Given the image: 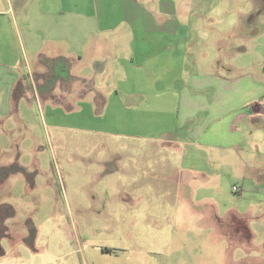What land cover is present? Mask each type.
Instances as JSON below:
<instances>
[{
  "label": "crops",
  "instance_id": "obj_1",
  "mask_svg": "<svg viewBox=\"0 0 264 264\" xmlns=\"http://www.w3.org/2000/svg\"><path fill=\"white\" fill-rule=\"evenodd\" d=\"M33 109L44 121L115 122L90 133L105 138L103 173L134 177L133 196H151L157 181L173 184L177 196L181 165L165 164L175 178L158 180L157 153L184 150V196H193L184 225L196 227L184 232L222 233L228 249L252 247L234 233L233 211L194 186L228 169L204 164L207 154L264 157V0H0V153L10 149L2 138L17 136ZM19 170L0 168L6 196ZM4 205L0 238L10 241L14 210ZM6 257L0 245V264H16Z\"/></svg>",
  "mask_w": 264,
  "mask_h": 264
},
{
  "label": "rangeland",
  "instance_id": "obj_2",
  "mask_svg": "<svg viewBox=\"0 0 264 264\" xmlns=\"http://www.w3.org/2000/svg\"><path fill=\"white\" fill-rule=\"evenodd\" d=\"M27 119L17 136L2 138L10 149L7 155L0 153V168L20 169L8 177L18 176L13 195L6 196V187L0 185V205H10L15 214L6 223L10 241L0 238L5 262L11 256L16 264H123L126 259H140L142 264H264V157L241 152L235 157L220 153L203 157L204 164L212 161L228 169L199 179L194 186L199 197H212L220 208L233 211L234 233L252 239L249 249H228L222 233L212 237L184 232L196 228L195 221L184 225V210L193 199L184 196V150L157 153L158 180L174 176L165 164L181 165L176 177L183 184L177 196L175 186L162 181L156 182L151 196H133L129 183L134 177L103 173L105 138L90 133L115 122L51 114L44 121L35 109ZM17 138L18 148L12 142ZM123 139L125 144L134 140ZM144 142L140 144L145 146ZM21 163L26 166L20 167ZM191 187L185 194H192ZM189 258L201 261L191 263Z\"/></svg>",
  "mask_w": 264,
  "mask_h": 264
},
{
  "label": "built area",
  "instance_id": "obj_3",
  "mask_svg": "<svg viewBox=\"0 0 264 264\" xmlns=\"http://www.w3.org/2000/svg\"><path fill=\"white\" fill-rule=\"evenodd\" d=\"M233 191H237V189L236 188H233Z\"/></svg>",
  "mask_w": 264,
  "mask_h": 264
},
{
  "label": "trees",
  "instance_id": "obj_4",
  "mask_svg": "<svg viewBox=\"0 0 264 264\" xmlns=\"http://www.w3.org/2000/svg\"><path fill=\"white\" fill-rule=\"evenodd\" d=\"M104 252L108 253L107 251H104Z\"/></svg>",
  "mask_w": 264,
  "mask_h": 264
}]
</instances>
